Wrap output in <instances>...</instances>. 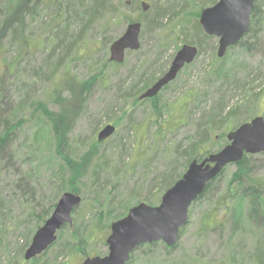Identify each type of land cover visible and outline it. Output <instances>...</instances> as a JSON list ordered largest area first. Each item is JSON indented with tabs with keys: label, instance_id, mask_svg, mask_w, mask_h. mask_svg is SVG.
I'll list each match as a JSON object with an SVG mask.
<instances>
[{
	"label": "trees",
	"instance_id": "1",
	"mask_svg": "<svg viewBox=\"0 0 264 264\" xmlns=\"http://www.w3.org/2000/svg\"><path fill=\"white\" fill-rule=\"evenodd\" d=\"M117 1L121 3L122 7L131 8V1ZM158 1L156 0L152 6L147 3L146 9L142 7L143 1L138 6L145 29H160L161 23L166 19L168 20L167 25L171 26L170 30L177 33V27L181 25L178 17L180 14L182 16L185 14L184 17L191 23L196 35L195 40L187 42L197 47V55L201 54L205 49L203 43L213 40L215 37L207 36L202 31L198 23L200 11L207 4L212 5L217 0ZM113 2L114 0H57L44 4V0H0V43L3 42L8 48L11 44H15L17 47L16 56L9 59L10 69L7 74L11 76V80L7 83L4 81L0 83V213L9 204L12 212L16 208L20 209L22 204L23 208L27 210L25 221H32V232L48 218L63 192L82 194L80 195L82 196L80 204L72 213V226L66 224L59 229L56 242L50 246L51 248L59 242L60 248L57 251L59 254L71 246H73L71 249H75L78 244L88 243L87 237H91V228L98 232L99 230L104 232V229L109 230L111 222L123 217L130 207L138 203L121 206V200L110 198L111 191L108 192L106 201L104 200L106 193L101 202L98 201L100 199L97 196L93 198L92 202L85 200L84 190L88 187L83 186V182L88 171L95 164V170H91L92 183L100 182L107 164L101 158L102 156H98L97 145L101 142L97 140V137L88 146L81 143V146L77 147L69 141V133L75 119L82 112V95L90 89L95 76L86 80H76L75 78L74 80L72 76H65L61 82L52 85L49 98L46 100L33 98V92L37 85L35 81H50L60 70L68 71L72 48L94 24H99L102 19H107L103 20V26L108 27L109 23L114 21L118 10ZM258 2L259 0L254 2L247 33L236 45L227 49L225 62L212 69L213 76L221 81L218 86L219 91H221L222 85H226L228 90L232 83H234V91L243 90L242 83L238 82L240 79L235 76L238 71L236 57H229V52L236 46L240 48L239 55L248 54L252 50V46L259 37L262 22L264 24V15L261 16L262 11ZM47 7H50L52 11L48 23L51 32L41 40L39 35L36 42L30 43V38L25 33V23L28 19L29 21L33 20L39 10ZM148 12L151 13L150 17H148ZM118 13H122V11ZM122 19L124 22H128L130 18L122 15ZM75 25L78 27V32L73 40L67 41V34L69 35L71 26ZM174 35L178 36L179 34L173 33ZM104 40L106 39L104 38ZM247 40H253V43H246ZM215 47L213 46L212 50ZM36 50L48 51L43 64L32 75L25 77L24 74L21 75L23 72L16 66L22 58L33 55ZM54 56L55 60H53ZM63 59L68 60V63L63 64ZM106 62L112 64L108 59L104 63L106 64ZM145 71L139 74L138 79L131 86V90L134 91L135 87L138 88L141 85V88L136 89L137 92H133L134 96H137L152 82L150 78L147 81L143 80ZM155 75L156 73L151 76L152 79L156 78ZM166 87L167 85L163 89ZM250 89H244V91L249 93ZM63 92L66 93V96L63 95ZM225 93V91L219 92L216 112L213 110L207 113L203 111L200 114L194 123L196 128L194 134L187 138L189 141L187 145L183 146L180 143L173 146L174 158L183 155L185 167L181 172H176L174 166H169L168 170L161 174V187L157 196L152 197L149 192L145 195L143 200L147 204H157L163 192L181 176L191 160H201L227 143L226 132L221 127L232 125L236 128L248 120L238 111L247 109L249 99L246 103H242L238 102L239 98L233 96L236 100L230 105L224 101ZM252 95L249 94L250 97ZM12 99H15L14 102ZM147 100L151 101L152 118L158 124L157 134H159L168 121V118H163V113L169 111V105L166 102H161L157 96ZM135 101L141 102L139 98H135ZM49 104L57 105L58 111L53 112ZM215 129L219 133L213 137ZM215 139L216 141H214ZM214 143H217V146L212 148ZM208 144L210 147L205 150V146ZM199 151L203 152L199 153ZM250 157L251 154H244L241 160L229 164L234 165L235 169L225 187L220 190L214 187V184L222 176L227 165L214 180L206 184L202 193L192 204L203 200H212L215 195L214 205L204 217L201 230L204 232V230L210 231L219 228L220 232L226 236L224 243L227 248L230 245L233 248L232 245L237 239L238 250L243 249L245 245L248 246L247 248H252L246 255L249 264H264V180L254 175L253 165L249 164ZM150 162L146 164L149 165ZM52 171L55 173L53 174ZM47 174L49 176L45 181V177L42 175ZM50 185L56 186L51 195L47 197L45 190ZM6 193L9 197L6 196ZM113 194L112 197L115 195ZM116 207H122L118 214H114ZM220 215L225 219H220ZM87 231L89 233L86 236ZM181 232L182 229L180 234ZM158 243L162 246L159 250L163 257L159 255V250L154 248ZM26 245L27 243H25ZM176 246L177 243L169 248L162 241L140 245L131 253L126 264H135L136 256L134 254L139 251L141 252L140 264H185L172 256V251ZM46 255L47 250L27 262L35 264L43 260ZM21 260L26 263L23 255ZM235 262L234 256H231L227 262H221V264H234Z\"/></svg>",
	"mask_w": 264,
	"mask_h": 264
},
{
	"label": "rangeland",
	"instance_id": "2",
	"mask_svg": "<svg viewBox=\"0 0 264 264\" xmlns=\"http://www.w3.org/2000/svg\"><path fill=\"white\" fill-rule=\"evenodd\" d=\"M51 1L57 0H44V4ZM127 1H131L132 4L129 9L122 7L119 1L114 0L113 4L117 7L118 12L122 11V13L117 12V17L109 23L108 27L103 26V20L106 21L107 19H102L99 24H94L72 48L68 71L60 70L50 81H35L37 85L33 92V98L46 100L50 97L52 85L61 82L65 76H72L76 80H86L95 76L90 89L82 95V112L75 119L70 129L69 141L77 147H80L81 143L88 146L96 139L98 132L105 125L111 124L115 127L114 133L97 145L98 156H102L101 158L107 164L102 175L103 179L100 182L92 183L93 174L91 170L96 168L94 164L95 167L93 166L85 176L83 186L88 187L84 190L87 202H92L96 196L101 202L105 193L104 200L106 201L107 194L111 191L115 195L113 194L112 197L111 193L110 198L121 200V206L128 203L145 202L143 199L148 192L150 196L156 197L161 187V174L168 170L169 166H174L176 172H181L184 169L183 155L174 158L173 149L180 143L183 146L187 145L189 142L187 138L192 136L196 129L194 123L203 111L206 113L212 110L216 112L219 92H226L224 101L230 105L235 102L236 97L239 98L238 102L242 103H246L249 99L247 109L238 111L248 118L247 121L257 115L264 116V24L262 22L259 37L252 46L250 53L239 55L240 48L238 46L229 52V57H236L238 71H236L235 76L240 79L238 82L242 83L243 90L234 91V83H232L228 90L226 85H222L221 91H219L218 86H220L221 81L213 76L212 69L214 66L225 62L226 54L222 58L216 56L218 41L216 37L204 42V51L197 55L191 64L184 67L174 81L157 93L156 96L159 100L169 105V111L163 113V118H168V121L157 134L158 124L152 118L151 101H148V98L139 99L141 102L138 101L139 103H137L135 98H139L149 86L168 70L175 53L182 45L189 44L187 41L195 40L196 35L191 23L184 17L185 14L183 16L180 14L178 17L181 25L177 27V33L170 30L171 26L167 25L168 20L166 19L161 23L160 29L146 30L138 6L141 1L152 6L156 0ZM160 1L163 2L164 0L158 2ZM258 5L261 7L262 16L264 15V0H259ZM208 6L210 5L207 4L205 7ZM122 15L128 16L129 21L124 22ZM51 16L52 11L50 7H47L37 12L36 19L26 21L25 33L28 34L30 43L36 42L39 35L41 40L51 32L48 28ZM150 16L151 13L148 14V17ZM134 21L141 23L139 49L127 50L122 63L111 62L112 64H108L106 62L105 64L106 59L109 61L110 44L123 34L127 24ZM77 32L78 27L76 25L71 26L69 35L67 34V41L73 40ZM173 33L179 34V37L173 36ZM246 43L252 44L253 40H247ZM213 46H216L214 50H212ZM16 50L15 44H11L8 48L3 42L0 43V83L1 81L7 83L11 80V76L7 74L10 69L9 59L16 56ZM43 50H36L33 55L26 56L19 61L16 67L23 72L21 75L24 74L25 77H28L43 64L48 51ZM55 58L54 56L53 60ZM67 61L63 59V64H67ZM144 70L146 73L143 80L147 81L150 78L152 82L137 96H134L135 93L133 92H137L141 85L138 88L135 87L134 91L131 90V86ZM155 73L156 78L152 79L151 76ZM249 88H251L249 93L244 91V89L248 90ZM250 93L253 94L252 97L249 96ZM63 95L66 96V93L63 92ZM12 100L14 102L15 99ZM49 107L53 112L58 111L55 104H49ZM225 126L221 128L226 133L235 128L232 125ZM218 133L219 131L215 129L213 137ZM216 146L217 143H214L212 148ZM205 147V150L209 149L210 144ZM202 152L199 151V153ZM149 162L150 164L147 165L146 163ZM249 164L253 165L254 175L264 180V153L251 155ZM234 169V165H228L222 176L215 182L214 187L222 190ZM52 173L55 172L52 171ZM42 176L45 177L46 181L49 174ZM55 186L50 185L46 188L45 195L47 197L54 191ZM6 196L9 197L8 193ZM215 197L214 195L212 200L195 202L190 206L188 222L182 228L177 246L172 251V256L185 264H221V262H227L231 256H234L236 260L234 264H249L246 255L252 248H247L248 246L245 245L243 249L238 250L237 239L232 245L233 248L231 245L227 248L224 243L226 236L220 232L219 228L210 231L204 230V232L201 230L204 217L214 205ZM10 208L9 204L0 213V264H30L27 261L23 263L24 261L21 259L36 229L31 232L33 224L31 220L25 221L27 210L23 208L22 204L20 209L16 208L13 212ZM121 209L122 207H116L114 214H118ZM219 218L225 219L221 215ZM90 230L91 237H87L88 243L78 244L75 249H71L73 248L71 246L59 254L57 252L60 248L58 242L47 249V255L43 260L35 264H81L86 257L104 255L107 252L105 239L110 229H104V232L103 230L98 232L94 228ZM88 233L89 231H87L86 236ZM25 243H27L26 246ZM154 248L159 250L162 246L158 243ZM159 255L162 256L160 250ZM134 256H136L135 264H140L141 252L135 253Z\"/></svg>",
	"mask_w": 264,
	"mask_h": 264
},
{
	"label": "water",
	"instance_id": "3",
	"mask_svg": "<svg viewBox=\"0 0 264 264\" xmlns=\"http://www.w3.org/2000/svg\"><path fill=\"white\" fill-rule=\"evenodd\" d=\"M255 0H217L200 11L198 23L207 36L218 39L216 55L222 58L247 33ZM146 9L148 5L142 2ZM141 23L127 24L123 34L109 47V61L122 63L127 50L140 47ZM196 46L184 44L175 53L168 70L149 86L139 99L152 98L171 81L186 64L197 56ZM264 95V94H263ZM115 131L105 125L97 134L99 142L105 141ZM227 143L201 160L193 159L181 176L168 187L156 205L139 202L127 213L110 224L105 239L104 255L86 257L81 264H126L131 253L140 245L162 241L172 248L178 241L180 230L188 222L191 204L202 193L206 184L214 180L223 169L242 159L244 154L264 153V116H254L226 133ZM78 194L65 191L58 198L51 214L38 227L25 249L23 258L28 261L45 252L57 239V231L64 225L72 226V213L80 204Z\"/></svg>",
	"mask_w": 264,
	"mask_h": 264
},
{
	"label": "flooded vegetation",
	"instance_id": "4",
	"mask_svg": "<svg viewBox=\"0 0 264 264\" xmlns=\"http://www.w3.org/2000/svg\"><path fill=\"white\" fill-rule=\"evenodd\" d=\"M193 61H194V60H193ZM193 61H192V62H193ZM192 62H191V63H192ZM191 63H190V64H191ZM186 65H189V64H186ZM186 65H184V67H185ZM184 67H183V68H184ZM183 68H182V69H183ZM182 69H181V70H182ZM181 70H180V71H181ZM180 71H179V72H180ZM177 75H178V74H177Z\"/></svg>",
	"mask_w": 264,
	"mask_h": 264
}]
</instances>
